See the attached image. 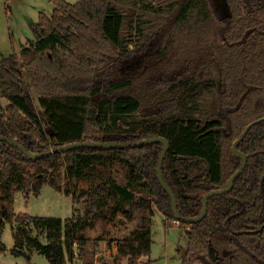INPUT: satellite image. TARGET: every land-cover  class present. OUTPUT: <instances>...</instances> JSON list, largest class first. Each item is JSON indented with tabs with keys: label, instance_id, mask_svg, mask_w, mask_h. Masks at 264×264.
Wrapping results in <instances>:
<instances>
[{
	"label": "trees",
	"instance_id": "1",
	"mask_svg": "<svg viewBox=\"0 0 264 264\" xmlns=\"http://www.w3.org/2000/svg\"><path fill=\"white\" fill-rule=\"evenodd\" d=\"M51 2L52 14L41 11L32 23L36 38L0 59V136L15 142L0 138V253L5 222H17L11 253L28 261L37 250L65 264L76 246L77 264H152L158 209L168 226L186 229L182 264H264V0ZM212 93L219 100L209 114ZM152 136L168 140L162 173L183 218L201 215L204 196L241 167L237 140L246 165L188 222L177 218L158 176L162 141L25 152ZM45 184L76 205L85 200L83 215L16 212L17 191L28 198ZM118 213L137 226L115 240L113 261L96 259L81 230Z\"/></svg>",
	"mask_w": 264,
	"mask_h": 264
},
{
	"label": "rangeland",
	"instance_id": "2",
	"mask_svg": "<svg viewBox=\"0 0 264 264\" xmlns=\"http://www.w3.org/2000/svg\"><path fill=\"white\" fill-rule=\"evenodd\" d=\"M76 3L78 0H66ZM54 3L51 0H0V59L8 56L12 51H19L22 46L34 40L35 34L32 23L37 22L41 11L52 14ZM218 93L208 95L205 108L209 114L215 113L218 105ZM77 202L71 196L56 190L45 184L39 195L29 194L27 198L23 191L15 193L16 212L38 216H58L63 219L77 218L84 213L85 200ZM77 214H74L75 209ZM86 221V219H85ZM138 219H128L124 214L118 213L109 223L87 220L81 230V234L87 237V250L95 254V258L105 257L113 261L116 256L114 242L131 233L137 226ZM19 226L17 222H5L2 239L7 249L0 253V262L5 264H51L47 257L38 251L32 253L28 261L24 256H16L11 253L14 245L13 231ZM31 234L46 242L44 234L33 223H28ZM153 245L150 258L152 264H182L181 257L187 247V232L184 226L175 222L168 226L164 220V214L160 210L155 211L153 217ZM106 242L107 246L104 244ZM103 246V247H102ZM106 246V249H104ZM75 257L69 258L65 264H77L80 262L79 250L75 246ZM31 255V253H30ZM146 260L147 258H143Z\"/></svg>",
	"mask_w": 264,
	"mask_h": 264
},
{
	"label": "water",
	"instance_id": "3",
	"mask_svg": "<svg viewBox=\"0 0 264 264\" xmlns=\"http://www.w3.org/2000/svg\"><path fill=\"white\" fill-rule=\"evenodd\" d=\"M259 121H261V119L259 120H256L254 122H252L251 124H249L245 130L243 131L241 137L239 140H241L245 135L246 133L248 132V130L251 128V126H253L255 123H258ZM0 138L2 139H6L12 143H15L13 140L7 138V137H3V136H0ZM239 140H237L234 144V152L235 153H238V154H241L243 157H244V162L243 164L241 165V167L230 177L228 183H227V186L223 189H214V190H211L209 191L205 196H204V199H203V210L201 212V215L197 216V217H194V218H183L181 216V214L179 213L178 211V208H177V205H176V196H175V193L174 191L167 185V183L165 182L164 180V177H163V173H162V164H163V161H164V158L166 156V153H167V150L169 148V143H168V140L165 138V137H162V136H152L150 138H146V139H143V140H140V141H136V142H129V143H126V142H97V141H78V142H73V143H69V144H65V145H62V146H59V147H56V148H53L47 152H44V153H32V152H29L28 150H25V152H27L31 157L33 158H38V157H43V156H47V155H51L53 153H56V152H63V151H66V150H69V149H73V148H76V147H83V146H104V147H128V146H135V145H139V144H143V143H146V142H152V141H162L163 144H164V148L162 150V153H161V156H160V159H159V165H158V176H159V179H160V182L162 185H164L168 191L170 192L171 194V198H172V204H173V209H174V212L176 213V216L177 218L180 220H184V221H188V222H195V221H198L202 218V216L205 214L206 210H207V200L208 198L215 194V193H218V192H225V191H228L230 190L232 187H233V184H234V180L236 178L237 175H239L242 170L245 168V165H246V156L241 153V151L238 150V148L236 147L237 143L239 142ZM262 190L264 191V184L262 182ZM3 221V218L0 216V223Z\"/></svg>",
	"mask_w": 264,
	"mask_h": 264
},
{
	"label": "crops",
	"instance_id": "4",
	"mask_svg": "<svg viewBox=\"0 0 264 264\" xmlns=\"http://www.w3.org/2000/svg\"><path fill=\"white\" fill-rule=\"evenodd\" d=\"M104 244L107 246L106 242H105ZM106 246H105V248H104V249H106ZM114 246H115V251H116V250H117V247H116V245H115V244H114ZM12 247H13V246H12ZM12 247H11V248H12ZM102 247H103V246H102ZM35 251H37V250H33V251L31 252V255H30V256H31V258H32V253H33V252H35ZM38 252H39V251H38ZM79 263H80V262H79Z\"/></svg>",
	"mask_w": 264,
	"mask_h": 264
}]
</instances>
